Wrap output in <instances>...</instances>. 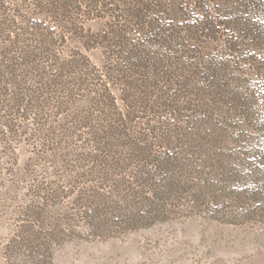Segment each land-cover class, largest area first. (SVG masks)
<instances>
[{
    "label": "rangeland",
    "instance_id": "374dc122",
    "mask_svg": "<svg viewBox=\"0 0 264 264\" xmlns=\"http://www.w3.org/2000/svg\"><path fill=\"white\" fill-rule=\"evenodd\" d=\"M0 264H264V0H0Z\"/></svg>",
    "mask_w": 264,
    "mask_h": 264
}]
</instances>
